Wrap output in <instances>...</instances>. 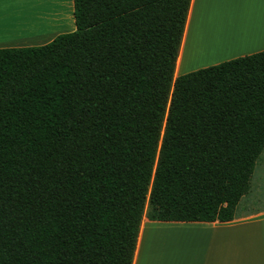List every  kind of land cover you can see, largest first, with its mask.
Here are the masks:
<instances>
[{
    "label": "trees",
    "instance_id": "1",
    "mask_svg": "<svg viewBox=\"0 0 264 264\" xmlns=\"http://www.w3.org/2000/svg\"><path fill=\"white\" fill-rule=\"evenodd\" d=\"M190 1L73 0L74 31L0 49V264H132L143 218L236 217L264 51L174 78Z\"/></svg>",
    "mask_w": 264,
    "mask_h": 264
},
{
    "label": "crops",
    "instance_id": "2",
    "mask_svg": "<svg viewBox=\"0 0 264 264\" xmlns=\"http://www.w3.org/2000/svg\"><path fill=\"white\" fill-rule=\"evenodd\" d=\"M233 9L240 14L233 16ZM0 13V49L42 46L75 30L73 0H11L0 6ZM191 32L192 44H202L204 55L188 59L183 66ZM261 51L264 0H191L174 78ZM256 171L257 163L250 192L241 199L232 221L158 222L143 218L132 264H264V206L253 208L264 203V169L258 176ZM245 200L251 209H242ZM161 240L168 243L161 244Z\"/></svg>",
    "mask_w": 264,
    "mask_h": 264
},
{
    "label": "rangeland",
    "instance_id": "3",
    "mask_svg": "<svg viewBox=\"0 0 264 264\" xmlns=\"http://www.w3.org/2000/svg\"><path fill=\"white\" fill-rule=\"evenodd\" d=\"M234 11H231L232 13L231 14H233V16H237L236 14H240V13H237L238 11L237 10H235V9H233ZM246 14V13H245ZM241 16V15H240ZM194 35V32H191V34H190V41H189V43H188V47L186 48V51H185V55H184V58H183V66H184V64H185V62L188 60V59H190V60H196V59H198V58H201L204 54H202L203 53V51H204V46L202 45V44H195V45H193L192 44V42H193V38H192V36ZM192 44V45H191ZM219 46L220 47H222L223 46V43L222 42H220V44H219ZM202 54V55H201ZM195 67V66H194ZM200 69V68H199ZM184 69H182L181 71H183ZM192 71H195V70H190L189 72H192ZM189 72H187V73H189ZM177 73H178V70H177ZM176 73V74H177ZM185 74H186V72H185ZM181 75H184V73L183 74H181ZM262 169H264V150H263V152L261 153V155H260V157H259V159L257 160V176H258V173H261V171H262ZM263 173H264V171H262ZM262 190L264 191V188H262ZM262 206H264V203H258V204H255V205H253V208H259V207H262ZM242 209L243 210H249V209H251V206L249 205H247V203H246V200L245 201H243V203H242ZM154 237L155 236H153V239H154ZM148 240H146L145 242L147 243V245H146V247H145V249L147 250V248H148V245H149V241H151L150 239H151V236H149L148 238H147ZM152 242H154V241H152ZM161 244H166V243H168V241L167 240H161V241H159ZM145 243V244H146Z\"/></svg>",
    "mask_w": 264,
    "mask_h": 264
},
{
    "label": "snow or ice",
    "instance_id": "4",
    "mask_svg": "<svg viewBox=\"0 0 264 264\" xmlns=\"http://www.w3.org/2000/svg\"><path fill=\"white\" fill-rule=\"evenodd\" d=\"M5 2H11V0H0V6H2ZM0 15H2V13H0Z\"/></svg>",
    "mask_w": 264,
    "mask_h": 264
}]
</instances>
